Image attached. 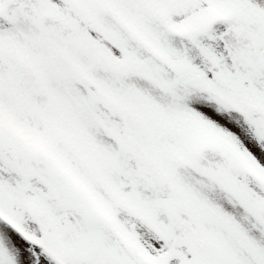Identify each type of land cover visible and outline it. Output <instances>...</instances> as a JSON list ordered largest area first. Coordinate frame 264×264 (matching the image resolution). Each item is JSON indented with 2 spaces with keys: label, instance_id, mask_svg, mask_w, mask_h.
<instances>
[{
  "label": "rangeland",
  "instance_id": "374dc122",
  "mask_svg": "<svg viewBox=\"0 0 264 264\" xmlns=\"http://www.w3.org/2000/svg\"><path fill=\"white\" fill-rule=\"evenodd\" d=\"M1 215L0 264H264V0H0Z\"/></svg>",
  "mask_w": 264,
  "mask_h": 264
},
{
  "label": "water",
  "instance_id": "95a60500",
  "mask_svg": "<svg viewBox=\"0 0 264 264\" xmlns=\"http://www.w3.org/2000/svg\"><path fill=\"white\" fill-rule=\"evenodd\" d=\"M11 79L12 86L18 93L39 92L42 88L38 72L22 57L13 65Z\"/></svg>",
  "mask_w": 264,
  "mask_h": 264
},
{
  "label": "bare ground",
  "instance_id": "6f19581e",
  "mask_svg": "<svg viewBox=\"0 0 264 264\" xmlns=\"http://www.w3.org/2000/svg\"><path fill=\"white\" fill-rule=\"evenodd\" d=\"M44 2H46V0H43ZM1 218L6 221L8 224H10L12 227H14L15 229H17L18 231H21L22 232V229H20L13 221H11L10 219H8L7 217L5 216H2L1 215ZM23 233V232H22ZM25 237L26 235L23 234Z\"/></svg>",
  "mask_w": 264,
  "mask_h": 264
}]
</instances>
